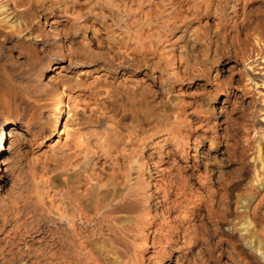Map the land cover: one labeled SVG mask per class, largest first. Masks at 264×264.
<instances>
[{"label":"clouds","instance_id":"obj_1","mask_svg":"<svg viewBox=\"0 0 264 264\" xmlns=\"http://www.w3.org/2000/svg\"><path fill=\"white\" fill-rule=\"evenodd\" d=\"M0 264H264V0H0Z\"/></svg>","mask_w":264,"mask_h":264},{"label":"bare ground","instance_id":"obj_2","mask_svg":"<svg viewBox=\"0 0 264 264\" xmlns=\"http://www.w3.org/2000/svg\"><path fill=\"white\" fill-rule=\"evenodd\" d=\"M51 203V201H49Z\"/></svg>","mask_w":264,"mask_h":264}]
</instances>
